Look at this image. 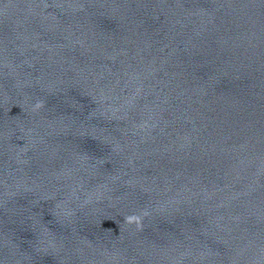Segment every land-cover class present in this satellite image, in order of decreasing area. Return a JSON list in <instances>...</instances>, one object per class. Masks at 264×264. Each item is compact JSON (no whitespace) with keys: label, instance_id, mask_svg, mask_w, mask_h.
<instances>
[{"label":"water","instance_id":"water-1","mask_svg":"<svg viewBox=\"0 0 264 264\" xmlns=\"http://www.w3.org/2000/svg\"><path fill=\"white\" fill-rule=\"evenodd\" d=\"M0 264H264V0H0Z\"/></svg>","mask_w":264,"mask_h":264}]
</instances>
